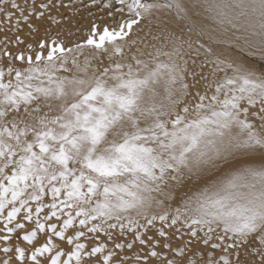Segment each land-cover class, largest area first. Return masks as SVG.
<instances>
[{"label":"snow or ice","instance_id":"snow-or-ice-1","mask_svg":"<svg viewBox=\"0 0 264 264\" xmlns=\"http://www.w3.org/2000/svg\"><path fill=\"white\" fill-rule=\"evenodd\" d=\"M0 264H264V0H0Z\"/></svg>","mask_w":264,"mask_h":264}]
</instances>
